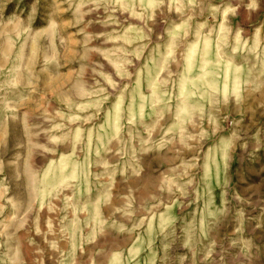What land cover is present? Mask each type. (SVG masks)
I'll return each instance as SVG.
<instances>
[{
    "label": "rangeland",
    "instance_id": "374dc122",
    "mask_svg": "<svg viewBox=\"0 0 264 264\" xmlns=\"http://www.w3.org/2000/svg\"><path fill=\"white\" fill-rule=\"evenodd\" d=\"M0 264H264V0H0Z\"/></svg>",
    "mask_w": 264,
    "mask_h": 264
}]
</instances>
